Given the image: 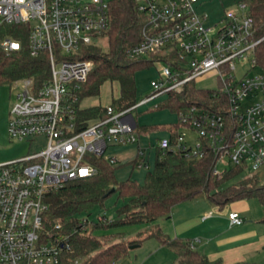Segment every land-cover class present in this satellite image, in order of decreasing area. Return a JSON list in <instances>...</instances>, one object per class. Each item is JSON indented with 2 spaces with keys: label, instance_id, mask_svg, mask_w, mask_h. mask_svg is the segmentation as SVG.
<instances>
[{
  "label": "built area",
  "instance_id": "obj_1",
  "mask_svg": "<svg viewBox=\"0 0 264 264\" xmlns=\"http://www.w3.org/2000/svg\"><path fill=\"white\" fill-rule=\"evenodd\" d=\"M198 3L135 0L147 23L127 53L161 62L160 77L150 82L153 92L135 104L120 110L106 105L101 117L79 127L77 91L93 67L84 48L98 44L109 27L108 0H0V49L19 50L21 38L6 33L5 27L26 23L29 54H45L50 69L40 85L31 78L16 79L22 88L9 110L8 134L19 140L44 137L45 144L0 162V264H66L63 253L69 242L44 232V195L96 174L93 156L115 163L117 158L106 154L110 146L139 142L132 111L197 78L219 76L222 86L209 88L218 95L213 100L218 107L203 103L177 111L178 133L159 137L157 146L163 152L200 156L207 144L216 162L226 156L264 182V69L254 57L263 37L252 38V17L244 0L224 10L218 27L206 25L208 15L198 10ZM188 129L196 132L194 144L187 142ZM142 153L139 146L137 157ZM97 218L111 217L102 213ZM228 218L232 224L243 221L237 210H230Z\"/></svg>",
  "mask_w": 264,
  "mask_h": 264
},
{
  "label": "trees",
  "instance_id": "obj_2",
  "mask_svg": "<svg viewBox=\"0 0 264 264\" xmlns=\"http://www.w3.org/2000/svg\"><path fill=\"white\" fill-rule=\"evenodd\" d=\"M244 1L252 17V38L263 37L255 46L254 57L258 66L264 69V0ZM108 14L110 24L103 33L107 35V49L103 50L98 44L84 48L85 57L93 60V67L77 91L79 100L75 107L79 127L86 126L93 118L104 114L105 106L96 104L82 107L80 100L84 96L98 95L106 80L119 84V95L110 104L115 110L135 104V75L154 60L148 57L134 58L127 53V49L141 39L143 27L147 23L146 14L137 9L135 0H108ZM5 32L20 37L22 47L9 52L0 49V82L31 78L40 85L50 76L49 63L45 54L36 57L29 54L26 37L28 25L6 24ZM217 96L213 95V89L198 88L190 83L169 91L161 105L173 112L203 103L212 104L211 107L215 109L218 106L213 100ZM179 124L177 119L166 127L170 137L178 133ZM135 129L139 134L150 127H139L136 123ZM153 146L156 151L155 162L152 169L146 172L142 183L130 177L118 181L113 164L102 156H93L91 160L97 167L96 174L70 180L63 187L44 195L43 200L47 203V208L42 211L44 232L51 239L58 237L69 242V248L63 253L66 264H117L128 253L131 245H139L143 237H154L161 244L170 246L177 255L178 263L225 264L220 258L210 259L194 249L190 241L167 237L158 227L150 228L136 238L116 241L111 240L112 233H95V230H111L130 223L154 222L161 216H169L174 204L201 193L206 194L219 208L231 201L250 197H256L264 204V182L256 174L250 173L233 184L223 186L224 182L245 168L232 164L218 171L217 156L207 144L200 156L177 150L163 152L156 142ZM112 187L114 191H111ZM111 192H117L119 197L125 198V202L117 208V217L90 221L85 218L81 223L80 214H89L93 206L102 205ZM55 222H60L61 227L54 228Z\"/></svg>",
  "mask_w": 264,
  "mask_h": 264
},
{
  "label": "rangeland",
  "instance_id": "obj_3",
  "mask_svg": "<svg viewBox=\"0 0 264 264\" xmlns=\"http://www.w3.org/2000/svg\"><path fill=\"white\" fill-rule=\"evenodd\" d=\"M237 1L238 0H199L198 10L208 15L205 22L207 26H214L216 23L218 27L220 25V17L224 10L235 7ZM97 42L103 50L107 49V35H102ZM161 66V62L154 61L149 66L137 71L135 75L137 101L153 92V87L150 82L160 77ZM258 70L259 68L256 67L252 70V73ZM191 84L198 88H218L222 86V81L219 76L211 74L197 78L193 80ZM21 88V82H17L16 80L11 82H0V162L39 150L45 144L44 137L19 140L11 138L8 134L9 110L16 99L17 92ZM118 95L119 84L116 81L106 80L101 85L99 94L84 96L80 100V106L88 107L96 104L106 106L111 104L112 99L117 98ZM164 98H166V96L163 94L156 96L132 111L134 119L139 127H150L149 130L139 133V142L113 145L107 149L106 154L114 155L117 158L113 166L115 167V177L118 181L130 177L142 183L146 172L152 169L156 158V151L153 146L154 143L158 137L168 135L166 127L171 123H175L178 118L176 112L161 105ZM195 136V131L187 130L186 138L189 144H194L192 139ZM139 146L143 153L139 154L137 157ZM134 159H136V161L133 162ZM144 163H147V165ZM231 166L232 164L226 156H222L216 162V169L218 171H223ZM250 173V169H244L229 181L224 182L223 186L233 184L238 179ZM205 196V194L196 195L192 202H203V200H207ZM244 200L248 202L250 207L249 212L245 213V220H251L254 224H258L255 225L256 227L264 228V204L256 197H250ZM124 202L125 198L119 197L117 192H111L104 199L102 205L97 204L93 206L89 214L83 212L80 214L79 218H88L90 221L96 219L98 215L102 213H105L108 217L116 218L117 208ZM157 220L154 222H157ZM152 225L153 222L130 223L111 230H95V233H112V241L132 239L138 237L148 229L154 228ZM217 228L219 230L218 233L215 234L218 235V238H226L231 233L230 231H226V226L221 224H219ZM263 228L262 230H264ZM199 229L201 228L199 227ZM196 237H199V235L191 236L192 239ZM191 244H193V241H191ZM246 253L245 259L234 261L229 264H259L260 258L264 256V248L261 247L260 244H255L252 246L251 250L248 249ZM169 262H172V264H185L177 262V255L170 246L161 244L154 237H143L140 244L134 248H130L128 253L119 260L118 264H168Z\"/></svg>",
  "mask_w": 264,
  "mask_h": 264
},
{
  "label": "crops",
  "instance_id": "obj_4",
  "mask_svg": "<svg viewBox=\"0 0 264 264\" xmlns=\"http://www.w3.org/2000/svg\"><path fill=\"white\" fill-rule=\"evenodd\" d=\"M194 198L174 204L169 216L159 217L157 222H153V227L160 228L169 238L177 237L183 241H193L194 249L206 254L210 259L220 258L225 264L245 259L246 251L251 250L255 244H260L264 248L263 227H256L255 225L258 224L245 220V213L249 212L250 207L244 198L231 201L222 208L215 205L208 197L203 202L195 203L192 202ZM230 210H237L243 221L239 224L230 223L228 218ZM219 224L226 226V231L231 232L228 237L222 239L217 237L215 233H218ZM195 235L199 237L192 239L191 236ZM259 264H264V256L260 258Z\"/></svg>",
  "mask_w": 264,
  "mask_h": 264
},
{
  "label": "water",
  "instance_id": "obj_5",
  "mask_svg": "<svg viewBox=\"0 0 264 264\" xmlns=\"http://www.w3.org/2000/svg\"><path fill=\"white\" fill-rule=\"evenodd\" d=\"M114 190H115V188L112 187V188H111V191H114ZM136 246H138V244H133V245H131V248H134V247H136Z\"/></svg>",
  "mask_w": 264,
  "mask_h": 264
}]
</instances>
